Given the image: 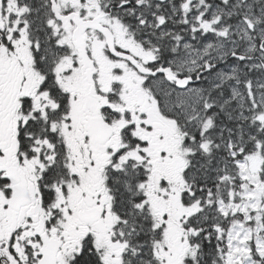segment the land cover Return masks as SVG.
<instances>
[{
  "label": "snow or ice",
  "instance_id": "1",
  "mask_svg": "<svg viewBox=\"0 0 264 264\" xmlns=\"http://www.w3.org/2000/svg\"><path fill=\"white\" fill-rule=\"evenodd\" d=\"M0 264H264V0H0Z\"/></svg>",
  "mask_w": 264,
  "mask_h": 264
}]
</instances>
